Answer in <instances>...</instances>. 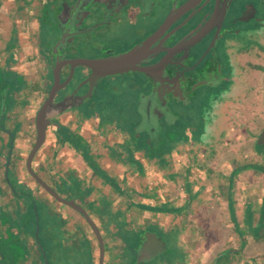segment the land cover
<instances>
[{"label":"crops","instance_id":"obj_1","mask_svg":"<svg viewBox=\"0 0 264 264\" xmlns=\"http://www.w3.org/2000/svg\"><path fill=\"white\" fill-rule=\"evenodd\" d=\"M21 3L0 0V61L21 86L4 122L15 138L8 164L9 135L0 128V264H43L31 194L50 264H98L99 243L84 216L26 167L40 85L33 42L11 43L16 26L7 9ZM255 35L264 47V21ZM258 54L245 61L264 70ZM225 98L194 131L183 130V141L162 146L160 157L109 116L74 110L48 126L32 170L93 221L103 264H264V143L257 142L264 72L246 69Z\"/></svg>","mask_w":264,"mask_h":264},{"label":"flooded vegetation","instance_id":"obj_2","mask_svg":"<svg viewBox=\"0 0 264 264\" xmlns=\"http://www.w3.org/2000/svg\"><path fill=\"white\" fill-rule=\"evenodd\" d=\"M215 2L216 0H24L16 10L7 9L16 26L11 43L22 45L24 40L31 41L38 50L36 78L40 91L35 117L55 79L58 81V89L52 97L54 103L70 96L75 89L76 95L86 94L88 85L79 84L89 75L90 68L78 63L81 59H98L125 51L161 29L162 35H167L163 46L170 47L206 18L214 9ZM263 21L264 0H232L220 27L210 29L200 42L187 51L169 57L163 72L162 91L160 84L141 71L107 76L95 85L83 102L76 99V103H81L52 113L45 136L56 116L74 110L90 111L99 114L100 118H113V122L124 125L135 134L139 144L151 148L155 155L163 156L165 151L162 146L183 141V130L194 131L203 120V112L223 108L226 93L230 91L232 84L238 86L242 82L246 69L264 72L259 65L245 61L246 58L260 59L258 52H264V47L259 44L255 35ZM41 25L48 35L45 46L42 47L36 36L37 28ZM165 55L166 51H161L146 64L155 63ZM11 73L6 64L0 61V110L3 103L6 106L4 115L0 117V128L9 135L8 152L10 146L13 148L15 138L14 133L6 129L4 122L11 95L21 89L20 84L13 85L15 82L9 79ZM35 139L36 125L33 145ZM10 155L9 152L7 164ZM36 176L47 185L37 174ZM34 180L42 186L35 178ZM33 202L37 207V222ZM31 206L35 232L38 223V240L35 232L34 239L43 264L40 247L44 249L50 264L41 241L40 210L34 198ZM94 236L96 237L95 233Z\"/></svg>","mask_w":264,"mask_h":264},{"label":"water","instance_id":"obj_3","mask_svg":"<svg viewBox=\"0 0 264 264\" xmlns=\"http://www.w3.org/2000/svg\"><path fill=\"white\" fill-rule=\"evenodd\" d=\"M232 0H216L214 9L211 13L203 19L194 29L189 31L187 34L182 36L179 40H177L172 46L164 47L165 41L167 39V35L163 36V30H159L154 32L152 35L148 36L142 42L130 47L129 49L98 59H81L78 63L86 65L90 68L89 75L79 84L88 85V90L84 95H76L75 91L67 97H64L59 102H52L53 94L57 91V79H55L52 87L50 88V92L48 97L44 100L39 110L36 113L35 117V125H36V139L33 147L31 148L27 159H26V167L30 174L40 183L42 186L57 200L60 202H64L72 205L76 208L81 214L84 215L88 223L90 224L93 232L96 235V238L99 243L100 253L98 264H103V240L101 234L93 223V221L89 218L86 212L76 204H72L71 202L60 198L51 188L45 185L32 171L31 169V161L36 152V150L40 147L45 138V129L46 126L51 122V115L54 112H60L62 110L67 109L71 106H76L79 103L83 102L89 95L92 93L95 85L102 80L103 78L111 75H118L127 72H135L141 71L145 75L152 78L157 84H160L161 91L163 90L162 78L163 72L167 62L169 61V57L172 54L185 52L191 47H193L196 43L200 42L202 38L208 33L210 29L213 27H220ZM166 51V55L161 57L158 61L152 64H146V62L153 57H155L159 52ZM78 86V87H79ZM76 99L81 102H75ZM5 104L3 103L0 110V117L4 115L5 112ZM1 125V123H0ZM257 142L259 144L264 143V130L258 136ZM11 146L9 147V152L11 153ZM34 215L36 218V222L38 221L37 215V207L33 202ZM35 237L38 240V223H36V232ZM42 257L44 260V264H48V260L46 257V253L42 247H40Z\"/></svg>","mask_w":264,"mask_h":264},{"label":"rangeland","instance_id":"obj_4","mask_svg":"<svg viewBox=\"0 0 264 264\" xmlns=\"http://www.w3.org/2000/svg\"><path fill=\"white\" fill-rule=\"evenodd\" d=\"M37 33H36V36H37V40L40 44V46H45V41L47 40L48 38V35L46 33V31L44 30V28L41 26H39V28H37ZM257 60H259V58H257Z\"/></svg>","mask_w":264,"mask_h":264},{"label":"trees","instance_id":"obj_5","mask_svg":"<svg viewBox=\"0 0 264 264\" xmlns=\"http://www.w3.org/2000/svg\"><path fill=\"white\" fill-rule=\"evenodd\" d=\"M1 77V76H0ZM6 84H8V83H6ZM16 83H13V85H15ZM4 86V85H3ZM0 89H2L1 87H0ZM16 89H18V86H16ZM8 94L6 95V102H8ZM32 199H33V195H30V201H32ZM30 209L32 210V206H31V204H30Z\"/></svg>","mask_w":264,"mask_h":264}]
</instances>
